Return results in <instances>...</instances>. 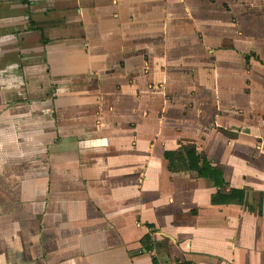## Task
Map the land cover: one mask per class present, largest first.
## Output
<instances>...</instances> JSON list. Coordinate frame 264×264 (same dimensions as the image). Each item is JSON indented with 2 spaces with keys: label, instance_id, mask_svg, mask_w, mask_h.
Returning a JSON list of instances; mask_svg holds the SVG:
<instances>
[{
  "label": "crops",
  "instance_id": "crops-1",
  "mask_svg": "<svg viewBox=\"0 0 264 264\" xmlns=\"http://www.w3.org/2000/svg\"><path fill=\"white\" fill-rule=\"evenodd\" d=\"M0 264H264V0H0Z\"/></svg>",
  "mask_w": 264,
  "mask_h": 264
},
{
  "label": "trees",
  "instance_id": "trees-1",
  "mask_svg": "<svg viewBox=\"0 0 264 264\" xmlns=\"http://www.w3.org/2000/svg\"><path fill=\"white\" fill-rule=\"evenodd\" d=\"M173 155H175L176 153H172ZM170 152H167L166 155L170 156L171 155ZM196 155V150H190L187 154L188 158L191 160L192 159V156L194 157ZM197 156V155H196ZM183 158L185 159L186 157L183 156ZM199 158V156H198ZM189 168L191 169H196L199 171V173L202 175V176H205V177H211L215 180L216 184L217 185H221L224 183V176H223V173L213 167L212 165H210V163L206 160V158H204V162H203V166H201L200 164H196V165H193V162L192 160L190 161L189 163ZM231 194H232V198H229V201L227 203H241L243 202V198L241 199H236V195H240L242 197V195L244 194L241 190H238V189H233L231 191ZM213 202H217V198L216 197H213Z\"/></svg>",
  "mask_w": 264,
  "mask_h": 264
}]
</instances>
